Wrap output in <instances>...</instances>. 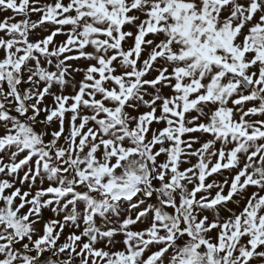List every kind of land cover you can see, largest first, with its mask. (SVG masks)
<instances>
[{
	"label": "snow or ice",
	"instance_id": "obj_1",
	"mask_svg": "<svg viewBox=\"0 0 264 264\" xmlns=\"http://www.w3.org/2000/svg\"><path fill=\"white\" fill-rule=\"evenodd\" d=\"M0 264H264V0H0Z\"/></svg>",
	"mask_w": 264,
	"mask_h": 264
}]
</instances>
